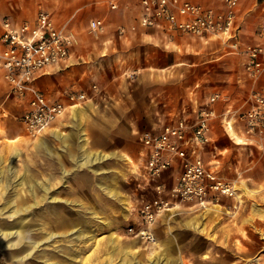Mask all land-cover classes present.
Segmentation results:
<instances>
[{"label": "rangeland", "instance_id": "1", "mask_svg": "<svg viewBox=\"0 0 264 264\" xmlns=\"http://www.w3.org/2000/svg\"><path fill=\"white\" fill-rule=\"evenodd\" d=\"M90 1L93 0H43L47 8L49 7L48 11L56 26L61 25L76 6ZM191 1L215 5L221 3V0ZM21 2L24 6L27 0ZM29 2L31 3L27 5V11L35 12L36 3L39 1ZM135 2L139 0H129L125 3L129 6L128 9L131 8L133 11L132 4ZM115 3V10L111 8L109 2L89 5L75 14L67 28L81 49L85 51L89 47L98 49L100 53L96 59L105 61L103 58H107V63L103 62L107 66L105 70L121 75L122 66L118 55L112 56L114 61L106 56L111 42H105L107 38L104 33L89 31V22L93 17L105 18V22L111 24L124 22V16L114 18L109 14L108 10L116 11L121 2L115 0ZM179 40L181 45L173 46L172 49L176 72H179L174 82L178 96L176 104H180L186 86L197 80L205 58L210 56L205 50L200 49L202 42L198 38L183 36ZM159 55L161 58V53ZM111 77L110 73L105 79H101L102 85L96 81L92 82L97 84L95 92L102 93V88L119 91L125 79L115 77L109 80ZM7 88L0 78V93L5 92ZM236 88L238 89V86ZM92 89L87 90L86 102L94 96ZM96 107L93 109L91 106L89 114L81 115V121L86 118L85 120L92 126V134L85 129L90 145L104 151L105 144H112L117 147L116 151L126 158L111 157L101 164L90 166L92 169L75 164L74 171L77 175L74 178L78 181L76 190L69 184L70 175L65 176L62 182V163L59 164L58 179L53 175L56 169V154L53 153L50 157L48 153L47 157L46 153L41 154L37 148L38 137L42 133L37 137L30 136L17 111H0V158L3 159L4 165L3 174L0 176V233L12 231V234L3 235L0 263L121 264L122 261L129 260L132 264H264V221L257 223L258 215L253 213V206L264 209V195L248 186L251 181L247 179L246 174L237 180L239 182L234 183L235 198L226 201V208L220 205L214 208L210 205L208 209L190 210L177 205L159 216L154 223V242H147L128 234L127 229L130 225H138L137 222H133L132 214L136 213L141 203L151 196L147 181L130 174L136 166L133 161L140 149L137 130H150L154 123H142V117L147 116L146 113L104 110L100 109L103 108L100 105ZM127 118L129 121H126ZM215 132L218 141L220 140L218 148L226 149L225 158L230 164L229 170L225 171L228 178L232 177L233 165L247 168L252 172H264V141L256 139V142L250 145L237 143L235 138H231L233 134H230L231 137L225 134L219 123L215 126ZM234 134L244 140L240 132ZM57 142L52 141V148L55 149ZM16 150L20 155L13 166L16 172L14 176L8 173L9 170L5 166ZM96 166L102 172H95ZM107 168H114L115 173H112L116 176L111 177L107 174L105 172ZM19 179H22L21 183ZM56 183H59V189L63 191L56 188ZM99 184H111L119 188V192L128 201L130 196L134 197L137 200L134 202L135 208H128L132 211L128 210L124 215L121 201L106 194ZM68 188L71 190L67 191ZM248 205L250 206L248 217L241 218V213L247 211ZM16 209L19 212L11 215L10 213ZM102 220L111 224L106 226ZM21 225L23 235L21 234L19 238L15 231ZM111 233L117 235L116 250L109 239ZM11 243L14 245L5 246ZM27 252L30 254L25 256Z\"/></svg>", "mask_w": 264, "mask_h": 264}, {"label": "crops", "instance_id": "2", "mask_svg": "<svg viewBox=\"0 0 264 264\" xmlns=\"http://www.w3.org/2000/svg\"><path fill=\"white\" fill-rule=\"evenodd\" d=\"M37 1L39 2L36 3L35 12H32L27 11V5L31 3L29 0H27L26 3L24 2V6H22L23 3L21 0H0V38L3 32L2 20L4 18L10 19L13 25H16L20 21H33L40 10H49V7L47 8L43 0ZM127 1L129 0H120L121 3H119V7L116 11H114V8V10H108L109 14L114 18H121L124 16V22L111 24L106 21L105 27L101 31L96 32L97 34L104 33L105 38H107L105 42H111L108 51H106V56L108 55L111 61H114L112 56L118 55L122 66V77L121 75L115 74L113 71L108 72L105 70L107 66L104 65L103 62L107 63V58H103L105 61L101 59L97 60L96 57L100 53L98 49L94 50L89 47L88 50L85 51L81 49L75 41V43L70 46L69 54L64 60L57 64L47 66L44 71L36 74L32 81L33 87L39 90L48 101H58L66 106V113L61 118L54 120L50 127L38 137L39 147L37 148L41 151V154L46 153L47 157L48 153H50V157L51 154H56V169L53 175L58 179L57 177L60 175L59 164L62 163V182H64L63 179L65 176L70 175L69 184L73 190H76L78 181L74 178L75 175H77V172L74 171V165L77 164L78 166V163L88 158L89 154L99 153L106 156L104 160L94 163L92 166L101 164L111 157L126 158L125 155L118 153L115 149L117 147L112 146V144H105L103 147L104 151L92 148L85 133V129H87L89 134H92V126L88 120H85L86 118L81 121V115L85 113L89 114L91 106L93 109L97 108V105H100V107H103L100 109L104 110L118 109L121 111L146 113L145 115L147 116L144 118L142 117V123H154L150 130H159L165 123L173 122L178 117L186 116L188 119L194 118L196 112L209 103V98L214 93H218L220 97L214 103L210 104L215 111V117L212 119L211 123L210 141L204 146L201 154L204 160L209 164L210 169L218 176L236 184V182H239L237 180H239L242 175L246 174L247 179L251 181L248 186L250 188H255L257 192H260V195H264V172H252L247 168H240L236 165L234 167L233 165L231 171L232 177H227L225 171H227L226 169L229 170L230 164L225 158L226 149L218 148L220 140L218 141L215 132V126L219 123L225 134H233V136L231 137L230 135V137L232 139L235 138V142H242L248 145L256 142V139L252 137L248 138L243 132L242 122H240L239 119H230L229 116L230 111H240L247 107L245 101L251 87L238 56L231 51L225 39L214 36L195 37L189 34H181L173 32L166 26L142 27L139 25V19L143 12L141 0L132 4L134 7L133 11L131 8L128 9L129 6L126 4ZM99 2H105V0H93L76 6L61 25L65 26L67 32H71L70 29L67 28V25L74 18L75 14L89 5ZM195 3L202 4L215 10L222 8V0L219 5L206 2ZM262 6H264L262 0L239 1L236 7V25L238 28L237 34L242 43H255L260 40L258 29L262 15H264V7ZM96 18L100 17H93L90 21ZM133 26H135V29H132ZM183 36L198 38L202 42L200 49L205 50L210 56L205 58L202 72L199 74L197 80L186 86L180 104L177 103V105L176 100L178 96L175 91L174 82L179 72H176V61L172 49L173 46L181 45L179 39H182ZM104 49L106 50L107 48L105 47ZM1 50L2 43L0 40V51ZM160 53L161 58L159 55ZM214 65H216V68H214ZM110 73L112 77L109 80H113L115 77H120L122 80L125 79L124 83L121 85V89L119 91H114L102 88V93H96V90L92 89V86L97 84H92V82L96 81L101 84V79H105ZM0 78L8 87L5 92L0 93V111H17L19 116L22 115L29 106L30 95L27 93L25 96L20 97L12 92L11 89L9 90V83L5 81L1 71ZM237 86L238 89L236 88ZM257 86L261 91H264V76L259 80ZM89 89L93 90L92 94L94 96L89 98L90 100L87 101L88 103L83 101L78 105L70 104V101L67 99V93L70 90H84L87 92ZM99 98L101 100L100 102ZM126 121H129V119L127 118ZM238 132L242 134L243 141L234 134ZM53 140L58 141L55 145V149L52 148ZM129 154L131 155V153ZM137 156L138 152L133 161L134 165L136 163L138 164ZM139 167L141 166H134L130 174L135 178L140 179V177H142L143 180L147 181L151 190L150 198H152L154 196L153 183L150 182L149 178L145 177V173H143ZM86 168L92 169L90 166H86ZM96 169L97 170L94 169L95 172H102L98 169V166H96ZM178 171L179 164L175 163L172 168L163 174V180L167 186L173 183L174 176ZM105 172L112 177L115 173V169L107 168ZM46 173H48V169H46ZM110 179L112 182V178ZM99 185L106 194L118 198L122 202L121 205L124 215L127 214L128 210L130 212L132 211V209L130 210L128 208L134 207V202L137 201L134 197L130 196L128 201L127 198L119 192V188L117 189L111 184ZM56 188L59 189V183H56ZM71 188H68L67 191H70ZM59 190L63 191V189ZM150 198L148 197L145 200ZM234 198V196L221 197L220 201L212 204V206L215 208L220 205L226 208V201L230 199L233 200ZM181 205L190 210H199L184 204ZM249 207L248 205L247 211L244 214L241 213V218L248 217ZM230 208L232 209V205ZM164 213H162L160 217ZM253 213L258 215L256 217L258 220L256 221L257 223L264 221V209L253 206ZM132 217L134 218H132L134 220L133 222L138 223V211L132 214ZM102 221L106 226L111 224L109 221Z\"/></svg>", "mask_w": 264, "mask_h": 264}, {"label": "built area", "instance_id": "3", "mask_svg": "<svg viewBox=\"0 0 264 264\" xmlns=\"http://www.w3.org/2000/svg\"><path fill=\"white\" fill-rule=\"evenodd\" d=\"M239 1L222 0V8L215 10L189 0H141L143 12L139 25L166 26L181 34L225 39L240 59L251 85L245 101L247 107L230 111V119L242 122L243 132L248 138L264 141V91L257 86L264 76V15L258 29L260 40L242 43L236 25ZM105 2H109L111 8L116 7L115 0ZM2 26L0 71L12 92L20 97L27 93L30 95L29 106L20 116V121L30 136L37 137L66 113V106L58 101H48L33 87L32 81L47 66L57 64L68 56L75 37L65 30L64 25L56 26L45 10H40L33 21H20L16 25L4 18ZM104 27L102 18L89 22L90 32L101 31ZM92 88L96 90V85ZM219 97L218 93H214L209 103L201 107L192 119L181 116L165 123L159 130H137L140 149L136 166L140 165L145 177L153 183L154 196L142 202L138 210V225H130L128 234L154 242L153 225L162 213L181 204L204 209L218 203L221 197L236 194L234 184L210 169L201 154L210 141L211 123L215 117L210 104ZM67 99L71 105H78L87 99V92L70 90ZM175 163L179 164V171L173 183L167 186L163 174Z\"/></svg>", "mask_w": 264, "mask_h": 264}, {"label": "bare ground", "instance_id": "4", "mask_svg": "<svg viewBox=\"0 0 264 264\" xmlns=\"http://www.w3.org/2000/svg\"><path fill=\"white\" fill-rule=\"evenodd\" d=\"M41 141V140H40ZM39 143V142H38ZM39 146V145H38ZM19 155H20V152L18 151V150H16L15 151V153H14V155L10 158V160H9V162L6 164L7 166H5L6 168H7V170H9V174L10 175H16V172L14 171V169H13V166H15L14 165V163H15V161L18 159V157H19ZM104 158H106V156L105 155H102V154H94V153H92V154H89L88 155V158H86L84 161H81V162H79L78 164L80 165V166H92L94 163H97V162H100V161H102ZM2 160L3 159H1L0 158V176L3 174V167H4V165H3V163H2ZM7 173V174H8ZM6 174V175H7ZM19 181V183H21L22 182V179H19L18 180ZM117 196V195H116ZM52 199H56V197H52ZM122 203V202H121ZM126 206V205H125ZM17 212H19V210H13L10 214L12 215V214H14V213H17ZM12 234V231H9V232H1L0 234H2V237H0V246H2L3 244H2V240L4 239L3 238V235H5V236H7L8 234ZM15 233L16 234H19V238H21L20 237V235L22 234L23 235V226L21 225V227H19V228H17L16 229V231H15ZM21 235V236H22ZM109 239H110V241L113 243V249L114 250H116V249H118V239H117V235H114V233H111L110 235H109ZM8 245H14V243H11V244H6L5 246H8ZM28 254H30V252H27L26 254H25V256H27ZM14 258L16 259V260H19V259H17V257H15L14 256ZM121 264H132L129 260H124V261H122V263ZM136 264H138V263H136Z\"/></svg>", "mask_w": 264, "mask_h": 264}]
</instances>
